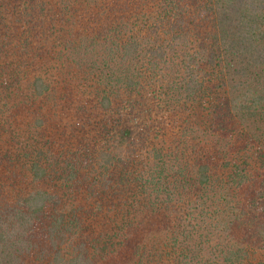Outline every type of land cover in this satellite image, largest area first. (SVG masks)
I'll return each instance as SVG.
<instances>
[{
    "label": "trees",
    "instance_id": "trees-1",
    "mask_svg": "<svg viewBox=\"0 0 264 264\" xmlns=\"http://www.w3.org/2000/svg\"><path fill=\"white\" fill-rule=\"evenodd\" d=\"M0 264H264V0H0Z\"/></svg>",
    "mask_w": 264,
    "mask_h": 264
}]
</instances>
